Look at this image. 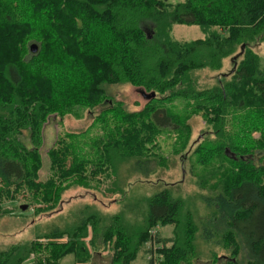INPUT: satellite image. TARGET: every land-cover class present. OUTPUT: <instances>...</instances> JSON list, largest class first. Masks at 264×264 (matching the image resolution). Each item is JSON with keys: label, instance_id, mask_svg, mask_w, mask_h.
<instances>
[{"label": "trees", "instance_id": "obj_1", "mask_svg": "<svg viewBox=\"0 0 264 264\" xmlns=\"http://www.w3.org/2000/svg\"><path fill=\"white\" fill-rule=\"evenodd\" d=\"M87 25L92 37L86 42L81 34ZM175 25L198 26L205 38L175 42L170 38ZM44 35L53 55L46 63H51L50 71L41 61V41L39 45L35 41L46 40ZM259 38L264 43V0L177 4L170 0H0V200H14L28 192L31 199L46 205L36 210L37 215L55 210L71 185L90 187L111 180L117 165L133 155L145 157L135 162L138 171L154 174L164 165L157 154L145 150L144 143L164 130L183 132L164 107L177 99L196 102L214 123L216 135L225 139L217 148H197L203 171L220 157L240 171L228 174L225 184H215L220 193L208 220L207 216L194 220L183 199L165 186L141 198L147 208L138 221H130L122 212L108 219L91 213L65 230L54 228L34 241L10 246L0 253V264H59L70 254L77 263L88 264L91 250L98 252L100 245L112 254L109 264H132L142 249L148 264H194L202 258L199 233L205 242L223 234L217 245L232 255L215 256L211 264H264V167L253 163L255 146L244 148L249 146L235 133L226 134L228 121L224 120L231 113L232 118L241 113L246 127L245 112H252L247 120L264 136V64L249 47ZM32 44L38 45L36 54L30 50ZM238 47L240 54L231 59L242 60L231 80L198 90L193 75L204 69L220 71ZM122 84L160 95L157 100L162 106H150L139 114L123 113L121 121L131 128L122 130L117 123L118 135L103 144L94 142L93 152L66 142L52 148L53 177L39 182L40 154L36 148H26L21 131L28 129L31 140L40 146L51 109L95 106L106 94L105 85ZM115 108L120 111L121 105ZM148 153L157 156L149 158ZM121 189L114 181L108 190L124 196ZM17 207L25 212L30 204ZM166 227H171V235L161 236L159 229Z\"/></svg>", "mask_w": 264, "mask_h": 264}, {"label": "rangeland", "instance_id": "obj_2", "mask_svg": "<svg viewBox=\"0 0 264 264\" xmlns=\"http://www.w3.org/2000/svg\"><path fill=\"white\" fill-rule=\"evenodd\" d=\"M170 1L177 4L184 3L186 0ZM204 35L198 26L175 25L170 33V38L180 43L204 39ZM81 36L82 41H90L92 28L87 25ZM79 37L80 35H78ZM43 38L46 40L40 38L35 39V41L37 44L41 41V56H43L41 61L45 63L48 71H50L49 66L51 63L49 65L46 63L53 55L48 48L50 44H47L49 38L47 35H44ZM260 39H256L249 47L255 54L259 55L264 64V43ZM239 54L240 47L232 57L226 60L220 71L214 72L204 69L195 73L193 77L196 88L204 90L219 83L226 84L229 82L233 76L232 72L242 60L241 57H238L237 61H232L231 58H235ZM26 56H28V53H26ZM33 68L37 69V67ZM48 75L51 77L49 73ZM104 88L106 94L102 102L95 106H74L70 110L51 109L48 113L50 120L43 129V140L40 146L34 144L31 140L28 129L21 131L20 138L26 148L30 150L36 148L40 154L42 166L38 172L39 182L45 183L53 177L49 157V151L52 148H60L63 142H66L77 148L78 146L82 147L86 153L88 151L93 152L97 148L96 144H103L107 139L115 138L118 135L117 123H119L122 130L131 128L130 124L121 121V117L126 115L123 113L139 114L142 111L150 110V106L156 108L162 106L161 101L157 100L162 98L160 95L147 92L130 84L105 85ZM119 105H121V110L117 111L115 107H119ZM164 107L171 115L173 122L186 133L184 135L183 132L179 133L176 130L168 129L153 136L151 142L144 141L145 150H151V153L158 155L148 153L149 158L157 156V159L163 162L164 167H157L154 174L147 175L146 170L144 172L138 171L139 169L135 166L137 160L144 161L145 157L133 155L128 157L127 161L124 160L117 165V174L111 180H105L101 184L94 182L91 183L90 187L71 185L61 196V202L55 210H49L40 215L35 213L36 210L42 204L46 205L38 201L39 199H31L32 197L28 192L19 193L14 200H0V253L6 251L12 245L34 241L40 235L51 233L54 228L65 230V228L72 227L91 213L108 219L112 215L122 212L126 213L130 221H138L147 208L146 201L141 200V198L144 195L147 196L151 191L162 190L165 186L172 188L175 197L183 199L186 211L192 214L194 220L199 219L200 221L205 216H207L206 220L210 219L212 216L210 213L215 206L214 198L220 193L219 190L217 191L214 188L215 184L222 181L225 184L227 182L226 176L231 172H238L239 169L225 157H220L218 162L214 161L215 164L212 162L206 166V171H203L204 167L198 164L201 155L196 154L195 151L201 145L211 149L213 146L217 148L218 144L225 140L224 137L220 139L216 135L214 123L209 122L210 117L205 118L203 116L204 109H201L196 102L177 99L167 102ZM240 114H234V118L231 117L232 113L225 117L226 123L228 121V132L226 134L235 133L238 138L240 137L243 145L249 146L244 148L250 150V147L255 146L253 163L256 167H264V142L261 144V141H264L263 131L252 127L248 122L247 119L250 118L252 112H245V120L248 125L242 127L243 121L239 118ZM113 121H115L114 126ZM94 142L96 144H93ZM128 154L131 155L132 153L129 151ZM244 155L248 156L247 154ZM201 175L205 177L201 178ZM114 181L119 183L120 191L123 188L126 192L124 196L111 193L108 190ZM23 203L30 204V209L25 212L19 211L17 206ZM171 230V227H166L159 229V232L161 236H168L171 235ZM223 236V234L216 235L211 242H205L201 240L199 233L198 243L202 258L194 264H211L212 258H215V256L218 258L222 256L231 257V254L222 251L221 247L217 245ZM91 238L92 230L89 228V237L85 239L88 246ZM44 242L42 240V243ZM97 250L98 252L94 254L91 250L92 259L88 264H109L112 257L109 249H104V246L100 245ZM59 264H76V258L73 254L67 255ZM132 264H148L143 249Z\"/></svg>", "mask_w": 264, "mask_h": 264}, {"label": "water", "instance_id": "obj_3", "mask_svg": "<svg viewBox=\"0 0 264 264\" xmlns=\"http://www.w3.org/2000/svg\"><path fill=\"white\" fill-rule=\"evenodd\" d=\"M149 38H151V36H149ZM38 45L37 44H32V46L30 47V50L33 54H36L38 52ZM26 207H23V210H25Z\"/></svg>", "mask_w": 264, "mask_h": 264}, {"label": "built area", "instance_id": "obj_4", "mask_svg": "<svg viewBox=\"0 0 264 264\" xmlns=\"http://www.w3.org/2000/svg\"><path fill=\"white\" fill-rule=\"evenodd\" d=\"M150 258H151V256L148 257V259H150Z\"/></svg>", "mask_w": 264, "mask_h": 264}, {"label": "crops", "instance_id": "obj_5", "mask_svg": "<svg viewBox=\"0 0 264 264\" xmlns=\"http://www.w3.org/2000/svg\"><path fill=\"white\" fill-rule=\"evenodd\" d=\"M76 264H79V263H77V261H76Z\"/></svg>", "mask_w": 264, "mask_h": 264}]
</instances>
